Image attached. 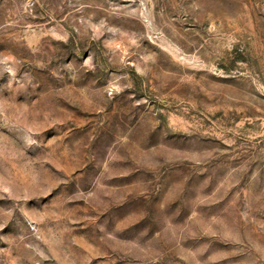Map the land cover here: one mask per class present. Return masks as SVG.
<instances>
[{"label": "rangeland", "instance_id": "1", "mask_svg": "<svg viewBox=\"0 0 264 264\" xmlns=\"http://www.w3.org/2000/svg\"><path fill=\"white\" fill-rule=\"evenodd\" d=\"M0 264H264V0H0Z\"/></svg>", "mask_w": 264, "mask_h": 264}]
</instances>
